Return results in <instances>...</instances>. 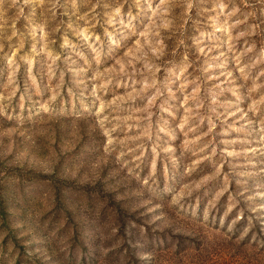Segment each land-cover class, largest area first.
<instances>
[{
    "label": "rangeland",
    "instance_id": "374dc122",
    "mask_svg": "<svg viewBox=\"0 0 264 264\" xmlns=\"http://www.w3.org/2000/svg\"><path fill=\"white\" fill-rule=\"evenodd\" d=\"M0 264H264V0H0Z\"/></svg>",
    "mask_w": 264,
    "mask_h": 264
},
{
    "label": "trees",
    "instance_id": "16d2710c",
    "mask_svg": "<svg viewBox=\"0 0 264 264\" xmlns=\"http://www.w3.org/2000/svg\"><path fill=\"white\" fill-rule=\"evenodd\" d=\"M244 242L243 243H246L247 241L243 240Z\"/></svg>",
    "mask_w": 264,
    "mask_h": 264
}]
</instances>
